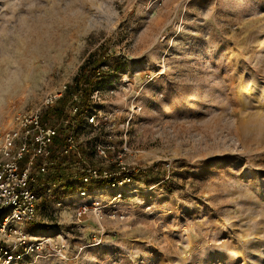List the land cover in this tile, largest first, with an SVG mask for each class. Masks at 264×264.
I'll list each match as a JSON object with an SVG mask.
<instances>
[{"label":"rangeland","instance_id":"obj_1","mask_svg":"<svg viewBox=\"0 0 264 264\" xmlns=\"http://www.w3.org/2000/svg\"><path fill=\"white\" fill-rule=\"evenodd\" d=\"M85 60L133 192L97 191L102 226L41 199L53 249L25 264H264V0H0V135Z\"/></svg>","mask_w":264,"mask_h":264},{"label":"built area","instance_id":"obj_2","mask_svg":"<svg viewBox=\"0 0 264 264\" xmlns=\"http://www.w3.org/2000/svg\"><path fill=\"white\" fill-rule=\"evenodd\" d=\"M71 89L64 83L46 93L39 107L15 111L0 135V264H25L53 249L54 235L37 226L41 199L59 194L54 201L63 208L66 197L77 196L69 203L76 209L75 225L83 227L87 216L101 225L111 208V200L97 195L99 189L108 188L113 198L133 192L121 193L136 173L122 159L134 151L128 143L130 119L104 124L95 108L100 86L86 94L82 89L68 93ZM86 97L90 104L85 107ZM88 128L93 136L85 142L83 130ZM56 240L58 253L65 256L64 234Z\"/></svg>","mask_w":264,"mask_h":264},{"label":"trees","instance_id":"obj_3","mask_svg":"<svg viewBox=\"0 0 264 264\" xmlns=\"http://www.w3.org/2000/svg\"><path fill=\"white\" fill-rule=\"evenodd\" d=\"M89 60H85L80 65V70L78 74L74 77L75 84L72 85L74 91L82 89L86 94L88 90L96 85L98 79V66H91ZM69 90L68 93H71L72 90ZM85 107L89 105L88 97L85 98L84 102ZM83 113H81L82 115Z\"/></svg>","mask_w":264,"mask_h":264}]
</instances>
